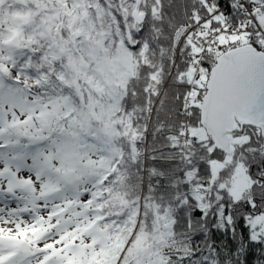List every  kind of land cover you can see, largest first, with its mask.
Masks as SVG:
<instances>
[{"label":"snow or ice","instance_id":"1","mask_svg":"<svg viewBox=\"0 0 264 264\" xmlns=\"http://www.w3.org/2000/svg\"><path fill=\"white\" fill-rule=\"evenodd\" d=\"M250 245L264 264V0H0V264Z\"/></svg>","mask_w":264,"mask_h":264},{"label":"trees","instance_id":"2","mask_svg":"<svg viewBox=\"0 0 264 264\" xmlns=\"http://www.w3.org/2000/svg\"><path fill=\"white\" fill-rule=\"evenodd\" d=\"M212 239L217 241V242L223 241L224 245L226 247H229L230 249L232 247H234V245L232 244L231 238L227 235V233L220 234V233H217V232H213ZM252 248H253V246L250 245L249 246V250L246 251V253H245V262H246V264H251V261H252L253 255H254V252L252 251Z\"/></svg>","mask_w":264,"mask_h":264}]
</instances>
